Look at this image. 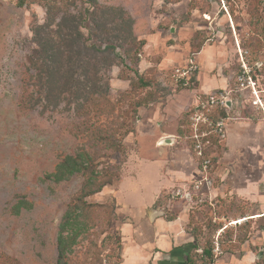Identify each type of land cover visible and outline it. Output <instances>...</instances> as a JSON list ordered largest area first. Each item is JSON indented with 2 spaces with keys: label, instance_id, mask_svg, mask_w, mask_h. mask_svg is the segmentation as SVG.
Here are the masks:
<instances>
[{
  "label": "rangeland",
  "instance_id": "374dc122",
  "mask_svg": "<svg viewBox=\"0 0 264 264\" xmlns=\"http://www.w3.org/2000/svg\"><path fill=\"white\" fill-rule=\"evenodd\" d=\"M19 1L0 0V264L146 258L154 253L151 233L160 228L152 222L179 216L184 257L193 254V242L210 247L224 228L222 253L212 264H264V0ZM116 7L131 17L133 35L114 50L106 94L79 107L61 101L56 109L25 108L34 34L54 32L73 16L81 18L84 38L94 32L111 42ZM189 60L197 69L183 84L175 71ZM217 89L228 93L231 119L220 142L202 140V150L215 158L203 173L184 134H193L189 116L199 96ZM235 121L245 130L230 144L225 139ZM81 152L96 170L116 177L84 198L98 206L75 213L78 234L71 242L69 229L63 232L57 262L59 222L83 177L50 176ZM171 167L185 179H172ZM177 188L183 195L172 197ZM240 217L246 220L230 225ZM140 261L152 264L153 257Z\"/></svg>",
  "mask_w": 264,
  "mask_h": 264
},
{
  "label": "trees",
  "instance_id": "16d2710c",
  "mask_svg": "<svg viewBox=\"0 0 264 264\" xmlns=\"http://www.w3.org/2000/svg\"><path fill=\"white\" fill-rule=\"evenodd\" d=\"M19 3L21 5L22 0ZM114 10L117 13L115 15L118 28L111 42H109L110 38L95 35L94 32L84 38L83 33L80 32L81 18L73 16L63 17L54 32L34 34L33 40L37 48L30 57V66L26 70L27 77L23 85V106L25 108L31 109L39 104L44 110L56 109L61 101L68 104L73 103L79 107L81 104L93 101V98H100L106 94L107 68L111 66L116 57L114 50L121 40H128L133 35L131 17L120 7ZM91 38L94 41L87 44ZM103 42L104 46L101 47ZM227 111L228 109L222 108L220 115L226 116ZM187 133L184 134L186 145L190 146L193 152L192 136L189 132ZM204 140L207 143L217 144L222 139L219 135L211 134ZM203 154L204 158L209 159V166L213 165L214 156L206 151H203ZM107 173V171L96 170L89 156L81 152L68 155L59 163L56 172L51 174L50 178L54 181L67 180L75 174H81L83 177L74 200L67 204L59 222L56 241L57 262L61 261L64 256L63 232L69 229L71 242L78 234L77 229L72 230V227L76 225L75 213L87 212L98 206L87 203L84 198L99 192L103 186L111 183L113 177H116ZM191 250L193 254L188 253L182 264L212 262L210 247H201L197 242H193Z\"/></svg>",
  "mask_w": 264,
  "mask_h": 264
},
{
  "label": "built area",
  "instance_id": "2783aa9c",
  "mask_svg": "<svg viewBox=\"0 0 264 264\" xmlns=\"http://www.w3.org/2000/svg\"><path fill=\"white\" fill-rule=\"evenodd\" d=\"M243 69L246 68V66ZM197 66L194 64L192 60H189L187 65L184 68H178L175 71L176 79L178 81H181L183 84H186L187 81L190 79V77L193 75V73L196 71ZM241 78H239L240 80ZM258 98V97H257ZM257 101L260 103V100L257 99ZM227 102H229V106H227ZM232 107V102L228 98V93L222 91V90H214L209 91L206 94L199 96V101L197 104H195L194 109L189 116L190 125L192 126V138L194 139V149L196 152L197 157H203L202 155V148L201 143L203 142L204 138L208 137L211 134L219 135L223 137L224 129H225V120L231 119L230 116H226V118L219 116V110L222 108H226L230 110ZM262 108H264L261 105ZM263 125V132H264V116L262 120ZM201 170L203 173L207 172L206 168L209 166V159L202 158L201 160ZM203 180L206 182L208 181V178L204 177ZM201 185L200 181H196L193 185V188H199ZM182 193V188H177L171 193L172 197L178 196ZM183 195V193H182ZM185 196H190L189 194H185ZM235 219H233L230 223L235 225L234 222ZM240 224V223H238ZM228 225V224H227ZM226 225V226H227ZM224 226V225H223ZM224 226V227H226ZM224 228H218L214 238L212 240V244L210 246V252L212 256L216 257L217 255L222 253V250L220 248L219 243V236L220 233L223 231Z\"/></svg>",
  "mask_w": 264,
  "mask_h": 264
},
{
  "label": "crops",
  "instance_id": "0c3cea01",
  "mask_svg": "<svg viewBox=\"0 0 264 264\" xmlns=\"http://www.w3.org/2000/svg\"><path fill=\"white\" fill-rule=\"evenodd\" d=\"M235 122L236 123H233V126L229 129L227 139H225L230 144H234V142H237V140L239 141L240 130H245L244 123L237 121ZM164 136H167V133H165ZM224 136H226V133ZM163 138L158 142L160 145L164 143ZM168 172L172 179L182 180L185 179V176H187L182 172V170L180 171L178 169H174L173 167L169 168ZM196 175L197 174L194 176ZM182 219H184L183 216L172 219V221H166L163 219V217L156 218L152 222L153 228H156L157 225H159L160 228L157 230L153 229L151 233L152 239L149 246L154 253H147L148 256H146V258L145 256H140L139 253H136L131 260H124L120 264H139L142 263L140 261L141 259H144L145 261L152 257V264H182L185 258V248L181 247L182 245L180 244L184 241L182 240L184 236H180L182 234L178 231L183 230L182 226L180 225ZM185 241L183 243L187 242Z\"/></svg>",
  "mask_w": 264,
  "mask_h": 264
},
{
  "label": "bare ground",
  "instance_id": "6f19581e",
  "mask_svg": "<svg viewBox=\"0 0 264 264\" xmlns=\"http://www.w3.org/2000/svg\"><path fill=\"white\" fill-rule=\"evenodd\" d=\"M245 220H246V218H241V217H240V218L235 219L234 222H232V223H235V224L240 223V224H241V223H242L243 221H245Z\"/></svg>",
  "mask_w": 264,
  "mask_h": 264
},
{
  "label": "water",
  "instance_id": "95a60500",
  "mask_svg": "<svg viewBox=\"0 0 264 264\" xmlns=\"http://www.w3.org/2000/svg\"><path fill=\"white\" fill-rule=\"evenodd\" d=\"M226 104H227V106H229V102H227ZM166 141H170V140H169V139H167Z\"/></svg>",
  "mask_w": 264,
  "mask_h": 264
}]
</instances>
